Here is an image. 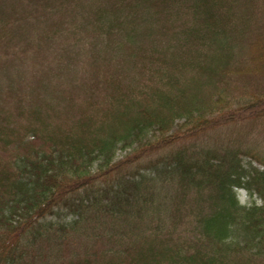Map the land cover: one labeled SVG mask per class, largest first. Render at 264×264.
Here are the masks:
<instances>
[{
  "label": "trees",
  "instance_id": "trees-1",
  "mask_svg": "<svg viewBox=\"0 0 264 264\" xmlns=\"http://www.w3.org/2000/svg\"><path fill=\"white\" fill-rule=\"evenodd\" d=\"M37 2L56 16L45 43L89 41H60V69L6 94L0 264H28L43 240L54 264H263L264 168L239 146L177 143L264 117V0ZM236 91L247 102L230 108Z\"/></svg>",
  "mask_w": 264,
  "mask_h": 264
},
{
  "label": "rangeland",
  "instance_id": "rangeland-1",
  "mask_svg": "<svg viewBox=\"0 0 264 264\" xmlns=\"http://www.w3.org/2000/svg\"><path fill=\"white\" fill-rule=\"evenodd\" d=\"M37 1L38 0H0V107L4 106L0 108V110L8 109L7 104L8 102L11 103V98L8 99L6 94H8L10 90L16 91V87L26 83L30 85L36 70L45 67L53 68L52 64L58 65V61L55 59V52L63 46L60 45L61 43H68L71 39H76L79 42L89 41V38H87L88 33L86 32H84L83 35L75 33L71 37L69 35L57 37L58 33H55L51 38L56 39H47L45 43V40L42 39L45 32L44 29H47L48 24L53 22V20L56 21V16H52V14L50 15L47 11H43L40 3ZM15 21L19 22L14 23ZM76 21H81L80 16L75 17L73 23ZM80 59L81 57L78 59L79 69L81 64ZM52 75H58V73H52ZM16 76H18L19 85L16 84ZM56 79L58 82H61V84H64L66 78L56 77ZM43 91L47 94H51L50 88H45ZM245 92L247 93L249 90ZM235 93L236 97L232 99L230 108H234L236 105L241 106L247 102V99L244 97L245 95H242L240 91H236ZM179 122H181V120L177 121L172 129L174 134H179L180 132L178 129L180 126ZM201 143L206 147L208 146V148L218 149L239 146L242 149L239 155L242 164L245 165L247 169L255 167L258 170H263L264 117L246 118L245 120H237L227 124V126L223 125L218 128L216 127L214 130L201 131L191 137L179 139L177 144L181 146L183 144L201 145ZM128 151L129 149L123 151L119 149L115 152L116 159L127 154ZM153 153L154 151L149 154ZM151 158H155V155H152ZM142 160H144V158H142ZM146 165L147 162L144 161L140 163L138 169H143ZM236 194L238 202L241 205L249 206L251 202L257 205L262 204V200L256 193L249 196L246 190L237 188ZM186 202H188V199ZM61 217L64 218L63 220H68L67 217L69 216L64 213ZM188 220L193 222V219L189 217L184 221ZM73 251L77 252V250ZM262 253L263 255L261 258L264 264V245ZM55 260H57V256H53L51 250L48 249V241L43 240L40 242V246L34 250L32 258L27 259L26 262L28 264L29 262L34 264H54Z\"/></svg>",
  "mask_w": 264,
  "mask_h": 264
}]
</instances>
